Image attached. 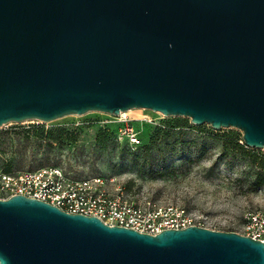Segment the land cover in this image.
Here are the masks:
<instances>
[{
	"label": "water",
	"instance_id": "1",
	"mask_svg": "<svg viewBox=\"0 0 264 264\" xmlns=\"http://www.w3.org/2000/svg\"><path fill=\"white\" fill-rule=\"evenodd\" d=\"M135 108L264 148V0H0V127ZM0 264H264V242L158 234L0 199Z\"/></svg>",
	"mask_w": 264,
	"mask_h": 264
},
{
	"label": "rangeland",
	"instance_id": "2",
	"mask_svg": "<svg viewBox=\"0 0 264 264\" xmlns=\"http://www.w3.org/2000/svg\"><path fill=\"white\" fill-rule=\"evenodd\" d=\"M126 113L7 123L0 170L59 165L78 176H114L138 204L184 208L194 224L215 230L241 232L246 216L264 209V148L246 146L240 129L144 108Z\"/></svg>",
	"mask_w": 264,
	"mask_h": 264
},
{
	"label": "built area",
	"instance_id": "3",
	"mask_svg": "<svg viewBox=\"0 0 264 264\" xmlns=\"http://www.w3.org/2000/svg\"><path fill=\"white\" fill-rule=\"evenodd\" d=\"M131 139L138 142L136 136ZM18 194L46 201L69 213L96 216L108 225L149 234L196 225L184 208H150L129 199L124 185L114 176H78L59 165L15 172L0 170V199ZM238 233L264 242V209L250 212Z\"/></svg>",
	"mask_w": 264,
	"mask_h": 264
},
{
	"label": "bare ground",
	"instance_id": "4",
	"mask_svg": "<svg viewBox=\"0 0 264 264\" xmlns=\"http://www.w3.org/2000/svg\"><path fill=\"white\" fill-rule=\"evenodd\" d=\"M130 110H131V109H130ZM130 110H128V111H130ZM128 111L122 112V113H121V116L126 115V114H127L126 112H128Z\"/></svg>",
	"mask_w": 264,
	"mask_h": 264
},
{
	"label": "trees",
	"instance_id": "5",
	"mask_svg": "<svg viewBox=\"0 0 264 264\" xmlns=\"http://www.w3.org/2000/svg\"><path fill=\"white\" fill-rule=\"evenodd\" d=\"M5 171H10V170H5Z\"/></svg>",
	"mask_w": 264,
	"mask_h": 264
}]
</instances>
